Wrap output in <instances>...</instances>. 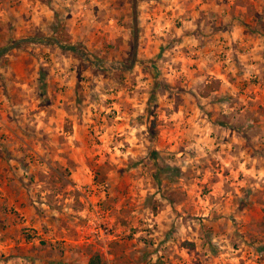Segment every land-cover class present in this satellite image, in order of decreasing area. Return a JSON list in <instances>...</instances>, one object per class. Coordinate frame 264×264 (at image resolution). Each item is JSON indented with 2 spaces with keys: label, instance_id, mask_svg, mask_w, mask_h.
I'll use <instances>...</instances> for the list:
<instances>
[{
  "label": "rangeland",
  "instance_id": "obj_1",
  "mask_svg": "<svg viewBox=\"0 0 264 264\" xmlns=\"http://www.w3.org/2000/svg\"><path fill=\"white\" fill-rule=\"evenodd\" d=\"M150 2H138V62L117 71L104 62L132 60V0H0V58L36 62L27 106L53 120L21 131L25 211L0 216V264L59 263L67 252L81 264L97 252L104 264H264V110L208 115L238 125L230 162L216 143L228 133H205L198 100L177 112L186 99L173 94L181 83L170 81L164 45L150 44ZM181 24L173 19L174 32ZM20 38L33 41L4 52ZM101 224L114 233L108 247L93 240Z\"/></svg>",
  "mask_w": 264,
  "mask_h": 264
},
{
  "label": "crops",
  "instance_id": "obj_2",
  "mask_svg": "<svg viewBox=\"0 0 264 264\" xmlns=\"http://www.w3.org/2000/svg\"><path fill=\"white\" fill-rule=\"evenodd\" d=\"M150 4L154 9L148 15V29L158 33L157 39L151 38L150 44L159 43L160 47L164 45L165 56H168L163 61L170 72L167 75L170 81L181 83L180 92L173 94L186 99V103L176 106L179 110L177 112L189 115L198 100L202 105L198 107V112L203 111L207 118L204 120L206 125H203L205 133L209 128L213 132L226 131L229 139L216 140V143L217 147H229L230 162L233 161L238 154L232 152V148L240 143L238 125L234 126L233 122L229 126L220 125L208 119V115L218 110L227 115L244 112L255 114L256 109L264 110V0H151ZM175 18L182 22L180 26H175L176 32L173 30ZM72 22L76 23L74 18ZM73 26L72 33H75L77 26ZM173 32L179 35L176 43L169 40ZM143 40L141 37L140 48ZM0 60L2 216L13 209L25 211V180L22 181L25 171L22 170V165L27 160L26 141L21 138V131L26 130L25 125L52 127L53 120L45 118L42 121L39 114L46 113L38 108H32L31 111L27 106L32 97L31 90L28 91L27 88L40 78L36 62L27 65L22 57ZM213 80L217 81V88L207 94L206 86ZM191 99L195 100L194 105L189 103ZM58 100L61 105V99ZM59 108L57 105L55 110L61 111ZM173 111L176 112L175 109ZM31 122L35 124H30ZM249 125H253L252 120ZM206 141L208 140H200L205 144ZM69 143L71 149L76 148L77 142L70 140ZM70 157L74 159L75 156L70 154ZM7 217L3 220H8L9 223L19 221L18 218L13 220L11 215ZM75 252L78 250L72 253ZM65 254L61 258L62 262L51 260V263L81 264L77 259L80 253H76L77 256L68 252Z\"/></svg>",
  "mask_w": 264,
  "mask_h": 264
},
{
  "label": "water",
  "instance_id": "obj_3",
  "mask_svg": "<svg viewBox=\"0 0 264 264\" xmlns=\"http://www.w3.org/2000/svg\"><path fill=\"white\" fill-rule=\"evenodd\" d=\"M133 2V54L132 60L130 64H122V63H108L104 62L106 65H109L110 68L117 71H130L132 70L136 63L138 62V55H139V44H140V24H139V0H132ZM32 38H20L16 40L13 44L9 45L7 48L4 49V52L7 53L9 51L17 49L20 45L24 43L32 42ZM55 44H61L60 41L54 40ZM74 52L81 56V58L85 59L88 62L96 64L98 62L94 61L89 54L86 52L80 51L75 49ZM99 66H101V62H99Z\"/></svg>",
  "mask_w": 264,
  "mask_h": 264
},
{
  "label": "trees",
  "instance_id": "obj_4",
  "mask_svg": "<svg viewBox=\"0 0 264 264\" xmlns=\"http://www.w3.org/2000/svg\"><path fill=\"white\" fill-rule=\"evenodd\" d=\"M61 40L67 41V42L70 41L68 39V37L64 38V39L61 38ZM71 49L73 50V48H71ZM217 85H218V83L215 80H213L210 84H208L206 86L207 94H209L210 91L215 89ZM260 201H261V204L263 206V210H262L263 211V218L261 220V227H262V230L264 231V198H262ZM181 246H182V248H186V249H189V250H194L196 248V245L193 242H189V241H184L181 244ZM89 264H104L103 258H102V256L100 255L99 252H97L95 255L92 256V258L89 261Z\"/></svg>",
  "mask_w": 264,
  "mask_h": 264
},
{
  "label": "built area",
  "instance_id": "obj_5",
  "mask_svg": "<svg viewBox=\"0 0 264 264\" xmlns=\"http://www.w3.org/2000/svg\"><path fill=\"white\" fill-rule=\"evenodd\" d=\"M113 236L114 233L112 232V227L102 224L95 226L93 233V240L95 243L108 247V245L113 241Z\"/></svg>",
  "mask_w": 264,
  "mask_h": 264
}]
</instances>
